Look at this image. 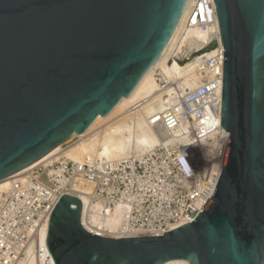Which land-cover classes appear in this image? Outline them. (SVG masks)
<instances>
[{
	"label": "water",
	"instance_id": "obj_1",
	"mask_svg": "<svg viewBox=\"0 0 264 264\" xmlns=\"http://www.w3.org/2000/svg\"><path fill=\"white\" fill-rule=\"evenodd\" d=\"M188 3L0 0V180L129 98L174 39ZM215 4L230 135L204 211L163 235L104 237L83 225L82 200L63 194L47 235L56 264H264V0Z\"/></svg>",
	"mask_w": 264,
	"mask_h": 264
},
{
	"label": "built area",
	"instance_id": "obj_2",
	"mask_svg": "<svg viewBox=\"0 0 264 264\" xmlns=\"http://www.w3.org/2000/svg\"><path fill=\"white\" fill-rule=\"evenodd\" d=\"M185 27L208 33L190 53L175 47L171 54L180 64L197 58L199 85L178 88L166 108L150 117V124L173 142L120 160L70 161L62 172L55 163V174L45 164L32 168L26 183L13 182L0 208V264H56L47 246L50 217L78 179L93 185L84 194L92 229L83 225L99 236L113 237L90 223L91 214L105 218L118 207L125 219L114 238L163 235L204 211L219 181L230 135L222 127L225 47L215 0H193ZM223 129L227 134L218 144ZM85 208L83 204V214Z\"/></svg>",
	"mask_w": 264,
	"mask_h": 264
},
{
	"label": "bare ground",
	"instance_id": "obj_3",
	"mask_svg": "<svg viewBox=\"0 0 264 264\" xmlns=\"http://www.w3.org/2000/svg\"><path fill=\"white\" fill-rule=\"evenodd\" d=\"M192 3L193 0H189L174 39L142 78L134 93L129 98L123 97L108 115L99 116L85 133L77 136L80 137V141L73 147L64 151L62 145L57 146L28 167L0 180V206L6 198L4 193H8L13 182L20 180L26 183L29 180L30 170L35 166L45 164L51 174H55L57 171L53 164L62 159L64 162L61 161L63 164L59 167V172L63 171L65 162L74 161L82 164L88 157L109 161L120 160L134 154L141 156L158 145H168L173 142L168 139L164 131H158L150 124V117L166 108L178 88L184 91L199 85L200 78L194 72L197 58H192L186 64H180L171 58L175 47L180 51L190 53L195 47L201 46V42L207 38V32L185 27ZM101 122L108 124L100 133L96 132L91 135L92 130ZM226 134L224 129L220 131L216 136L218 144L224 140ZM62 181L67 183L65 178ZM92 190L93 185L84 179H78L72 185V189L67 190L68 194H74L82 199L84 207H86L83 223L89 229H92L87 222V205L90 206V203L84 194H90ZM94 209L97 210V206ZM124 219L120 207L108 217L102 218L97 213H93L89 218L94 227L109 231L113 237H116V233L121 232ZM165 264H190V262L173 260Z\"/></svg>",
	"mask_w": 264,
	"mask_h": 264
},
{
	"label": "rangeland",
	"instance_id": "obj_4",
	"mask_svg": "<svg viewBox=\"0 0 264 264\" xmlns=\"http://www.w3.org/2000/svg\"><path fill=\"white\" fill-rule=\"evenodd\" d=\"M190 49H192V48H190ZM192 59V58H191ZM190 59V60H191ZM194 59V58H193ZM189 60V61H190ZM109 122V121H108ZM111 122V121H110ZM104 123H105V125H104ZM108 123H106V122H101V123H99L92 131H93V133H91V135L92 134H96V132L97 133H100V131L107 125ZM91 131V132H92ZM80 141V137H77V136H74V137H72L70 140H68L67 142H65V144H64V146L62 147V150H68L69 148H71V147H73L74 145H76L78 142ZM64 154V153H63ZM75 160V159H74ZM62 162H64V159H62L61 160ZM61 161H55L54 163H57L58 162V165H59V167L63 164ZM65 163H68V162H65ZM54 165V164H53ZM55 169V168H54ZM7 193V192H6ZM6 193H4V195H5V197H6ZM3 203H4V201H3ZM3 203L1 204V206L3 205ZM1 206H0V208H1Z\"/></svg>",
	"mask_w": 264,
	"mask_h": 264
}]
</instances>
